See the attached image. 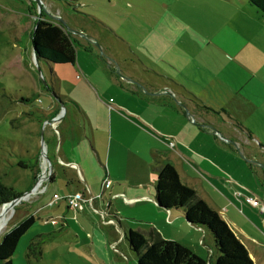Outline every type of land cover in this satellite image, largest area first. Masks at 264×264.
<instances>
[{"label":"rangeland","instance_id":"obj_1","mask_svg":"<svg viewBox=\"0 0 264 264\" xmlns=\"http://www.w3.org/2000/svg\"><path fill=\"white\" fill-rule=\"evenodd\" d=\"M41 3L40 7L36 0H0V175L5 184L22 194L21 200L12 207H0V242L20 220L30 214L37 217L36 223L21 238L13 264H221L232 261L221 250L227 246L220 244L218 249L217 235L225 232L219 241L243 242L233 229V220H229L232 226L219 212L230 219L226 211L234 206L235 213L244 222L261 230L251 214L243 211L244 200L238 195L241 189L228 188L231 197H226L224 206L217 204L219 212L210 205L218 215L212 228L193 227L182 211H163L154 201L132 204L125 199L112 200L117 224L111 225L93 208L103 206L101 199L94 203L95 198L87 197L78 186L73 187V190L78 188L76 192L65 195L70 180L77 178L81 185L83 181L77 170L66 164L57 152L51 153L49 146L46 159L43 142L47 144L52 138L53 144L58 145L59 121L51 120L50 113L64 102L55 93L67 94L75 87L88 85L81 69L96 71L100 82L98 67L107 68L100 63L106 56L115 60L118 71L121 69L115 75L118 77L124 75L125 69L158 83L164 82L158 73L168 72L174 77L177 75V79L180 76L178 83L182 86L178 88L186 94L185 89L192 91L190 98L196 95L200 104H212L213 100L206 97L207 91L205 99L202 93L209 86L230 91L241 99L236 106L225 105L234 114L240 107L264 103L258 93L252 92L255 80H249L251 76L229 59L230 48L225 52L227 57L219 50L232 45L230 42L247 30L248 22L264 27V15L249 0H41ZM180 8H184V14L179 12ZM41 10L45 16L40 15ZM40 18L66 24L62 27L79 43L75 65L43 60L38 63L39 70L33 55L32 31ZM263 27L260 29L264 33ZM208 31L219 48L208 44ZM263 33L257 29L252 31L260 41L264 40ZM248 81L251 84H245ZM91 83L96 84V80ZM74 97L79 98L77 94ZM61 107L63 110L62 104ZM72 109L73 106L68 107L71 114ZM21 160L29 167L21 166ZM76 193L82 196L77 207L69 199ZM251 205L264 211L262 202L259 206ZM62 214L69 227L62 224L66 222ZM221 227L225 231L220 232ZM32 241L36 243L35 249L41 251L36 258L28 256ZM238 262L230 264H242V259Z\"/></svg>","mask_w":264,"mask_h":264},{"label":"crops","instance_id":"obj_2","mask_svg":"<svg viewBox=\"0 0 264 264\" xmlns=\"http://www.w3.org/2000/svg\"><path fill=\"white\" fill-rule=\"evenodd\" d=\"M183 11L184 8H180L179 12L184 14ZM262 27L248 22L247 30L237 35L230 42L232 45L227 44L222 49L210 31L207 41L209 45L217 46L226 57L228 55L240 71L251 76L249 80H255L252 92L258 93L264 101V40L252 35L253 29L263 33ZM254 41L257 44H253ZM227 48H230V53H227ZM237 55L239 57H233ZM240 56L243 57L242 62ZM101 61L107 68L98 67L101 69L100 82L95 76L96 71L87 67L81 70L88 85L75 87L67 94L55 93L56 98H61L68 107L73 106L74 112L71 114L67 110L64 114L61 103L57 104L50 113V119L62 118L57 128L58 145L55 146L51 138L47 146L51 153L57 152L66 164L75 168L83 181L81 185L77 178L70 180L65 195L74 192L73 187L78 186L87 197L95 198L94 203L101 199L103 206L94 205V210L105 217L107 223L117 224L112 200L125 199L132 204L154 201L158 206L156 167L171 162L182 181L196 189L215 209L217 204L224 206L226 197H231L228 188L242 190L238 195L244 200L243 211L251 214L261 230H255L252 224L244 222L235 213L234 206L226 211L230 213V219L216 210L231 225L229 220H233V229L251 260L255 264H264V211L245 202L247 195L260 199L264 204V103L240 107V111L234 114L225 105L236 106L241 99L230 91L210 86L204 88L203 98L204 92L210 90L216 96H213L215 102L200 104L196 95L194 99L190 98V94H194L192 91L185 89L186 94L178 88L182 86L178 83L180 76L177 79V75L174 77L168 72L158 73L164 79L158 83L154 79L135 76L131 70L125 69L124 75L118 77L115 76L117 64L111 56L103 57ZM165 63L169 65L168 61ZM93 80L96 84L91 83ZM75 94L79 98L74 97ZM198 108L208 111L201 112ZM109 179L112 183L107 185L106 180ZM162 210L171 212L174 209ZM61 218L66 220L62 224L69 227L65 214Z\"/></svg>","mask_w":264,"mask_h":264},{"label":"trees","instance_id":"obj_3","mask_svg":"<svg viewBox=\"0 0 264 264\" xmlns=\"http://www.w3.org/2000/svg\"><path fill=\"white\" fill-rule=\"evenodd\" d=\"M65 1L72 2L76 0ZM249 1L264 15V0ZM40 15L45 16L43 10H41ZM32 43L39 62L44 60L56 64L71 65H75L77 62L78 41L71 35V32L52 20L40 18L36 22V29L32 31ZM31 99L33 98H23L25 101ZM237 124L239 127L244 128L242 124ZM246 131L248 134L251 133L248 129H246ZM19 164L26 168L29 167L25 160H21ZM156 169L158 176L155 189L158 206L165 210H181L187 221L192 224L200 227L212 228L213 223L218 220L217 211L198 194L196 189L186 185L182 181L175 165L168 162L166 164L157 165ZM21 195L22 194L16 191L14 187L5 184L0 175V207L7 205L10 201ZM36 221L37 217L30 214L5 233L0 242V264H13V256L17 251L21 238L29 231ZM219 231H225V227H221ZM223 233L225 232H222L220 236L217 235L219 237L216 241L217 246H219L218 249H220V244L227 246L221 248V250L224 254H227V257L232 259V261L229 260V262H227L226 260L225 263L222 262L221 264H230L231 262L239 263V259H242V264H254L248 256L245 246L238 240L219 241L221 237H223ZM35 245L36 243H33V241L29 244V257L36 258L41 252L37 251V248L35 249Z\"/></svg>","mask_w":264,"mask_h":264},{"label":"built area","instance_id":"obj_4","mask_svg":"<svg viewBox=\"0 0 264 264\" xmlns=\"http://www.w3.org/2000/svg\"><path fill=\"white\" fill-rule=\"evenodd\" d=\"M207 92H206V97L208 98H210L211 100H213V102H215V100L213 99V96L214 95H212V92H210V90H206ZM214 97H216V96H214ZM171 145H174V143H171ZM112 183V181L109 179V180H106V184L107 185H110ZM82 196H81V194L80 193H76V194H74V195H71V196H69V199H70V202L75 206V207H77V206H79V203H80V201H81V198ZM245 199H246V201L247 202H249L250 204H253V205H255V206H259V205H261V202H260V200H258L257 198H254V197H252V196H247L246 195V197H245ZM262 210H264V205H263V208H262Z\"/></svg>","mask_w":264,"mask_h":264},{"label":"water","instance_id":"obj_5","mask_svg":"<svg viewBox=\"0 0 264 264\" xmlns=\"http://www.w3.org/2000/svg\"><path fill=\"white\" fill-rule=\"evenodd\" d=\"M38 3H39V5H40V7H41V5H42V3H41V0H36ZM61 25L62 26H64L65 27V23L64 22H62L61 23ZM35 29H36V26H35ZM68 30V29H67ZM69 31V30H68ZM33 55H34V58H35V61L37 62V64L39 63V59H38V57H37V53H36V51H35V48H34V45H33ZM38 68H39V70L41 71V67L39 66V64H38ZM138 83V82H137ZM139 84V83H138ZM140 86H141V84H139ZM62 104V106H63V111H64V114H66V112H67V110H68V107H67V105L65 104V103H61ZM190 116V115H189ZM60 119H62L61 117H59V118H54V120H60ZM44 143V150H45V154H46V159L48 158L47 157V150H48V146H47V144L45 143V142H43ZM263 165V167H264V164H262ZM45 171V168L43 167V172ZM21 198L22 197H18V198H15V199H13L12 201H10L8 204H7V207H12L14 204H16L18 201H20L21 200ZM187 220V219H186ZM190 225H192L193 227H196V225L195 224H192L191 222H189V221H187Z\"/></svg>","mask_w":264,"mask_h":264},{"label":"flooded vegetation","instance_id":"obj_6","mask_svg":"<svg viewBox=\"0 0 264 264\" xmlns=\"http://www.w3.org/2000/svg\"><path fill=\"white\" fill-rule=\"evenodd\" d=\"M116 72H118V73H119V72H120V70H119V71H117V70H116Z\"/></svg>","mask_w":264,"mask_h":264}]
</instances>
